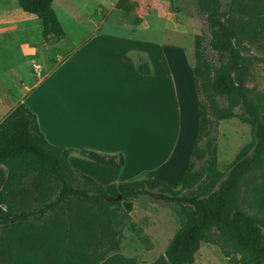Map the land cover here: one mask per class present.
I'll return each mask as SVG.
<instances>
[{
  "label": "trees",
  "instance_id": "trees-1",
  "mask_svg": "<svg viewBox=\"0 0 264 264\" xmlns=\"http://www.w3.org/2000/svg\"><path fill=\"white\" fill-rule=\"evenodd\" d=\"M17 3L24 13L37 17L45 43L64 39L53 0ZM135 6L118 0L114 8L130 13ZM196 6L206 23V33L194 36L192 66L199 132L181 186L145 178L100 185L71 169V151L49 145L36 117L21 109L0 128V166L6 169L0 190V264H98L97 257L77 245V236L38 222L72 204L98 211L123 206L130 212L131 200L143 196L177 206L184 218L153 264H193L200 244L216 247L228 264H264V219L244 213L239 204L244 179L264 160V95L252 99L244 84L243 56L246 46H255L264 32V0H230L225 5L222 0H197ZM137 72L150 74L145 63L137 64ZM231 119L249 126L250 142L227 171L220 172L215 128ZM78 155L117 170L123 166L122 156L86 150ZM76 176L93 187L92 192L75 188L70 179ZM259 203L255 199L254 205ZM84 218L78 214L74 225L87 233L94 227ZM68 225L72 228L71 221ZM33 253H38L37 260H32ZM101 264L136 263L116 255Z\"/></svg>",
  "mask_w": 264,
  "mask_h": 264
},
{
  "label": "rangeland",
  "instance_id": "rangeland-1",
  "mask_svg": "<svg viewBox=\"0 0 264 264\" xmlns=\"http://www.w3.org/2000/svg\"><path fill=\"white\" fill-rule=\"evenodd\" d=\"M229 1L222 0V3L225 5ZM196 2L197 0H129L130 4L136 5L130 13L116 10L108 0H55L53 4L66 34L62 44L57 48L60 54L71 51L76 45L87 40L98 21L102 27L118 28L119 30L116 29V33L112 34L114 37L127 38L126 35L134 38L144 37L153 44L156 41H164L162 43L165 45H179L183 51L184 60L182 58L181 61L179 56L171 52L174 50H171L170 46H167L168 48L164 46L168 57L165 71L166 93L163 96L165 109L163 106L161 108L154 99L150 104V137L161 133L160 140L166 142L163 151L171 150L173 137L176 136L175 130L179 128V159H177L179 168L169 174V183H166L172 188L180 187L199 132L192 66L194 36L206 33V23L197 10ZM49 55L51 56L52 53L50 52ZM243 56L244 84L250 89L252 99L256 101L264 95V32L255 46H246ZM34 60H38L40 66L43 65L42 55H35ZM136 60L137 64L143 62L139 55L136 56ZM21 62L18 63V75L33 76L31 65L26 61L25 64ZM76 64L78 66V63ZM0 67L3 68L1 64ZM65 70L69 74L72 72L78 79L76 84H71L74 90L67 99L70 103L64 106L72 113V118L75 120L80 118L81 112L77 95L80 90V69L79 66L77 68L73 65L66 67ZM40 75H43V71ZM32 76V81L37 80L36 76ZM57 108H60L59 104ZM68 123L74 124L73 121ZM146 127L148 128V121ZM214 136L217 168L220 172H226L238 151L250 142V128L237 119L220 121L216 125ZM150 141L154 142L153 138ZM76 158L78 163L75 165L80 172H87L105 181L116 177L114 172V176L105 172L107 171L103 170L105 167L87 161L79 156L78 152ZM70 183L75 188L89 189L92 192L93 187L77 176L71 178ZM255 199H260L261 203L254 205ZM131 204L130 212H127L123 206H107L105 210L98 211L95 206L72 204L66 210L48 214L38 223L43 222L77 236V245L87 249L88 255L97 257L98 264L116 255L132 260L136 264H153L158 256L164 253L172 237L184 222V218L177 206L156 202L145 196L131 200ZM239 204L244 213L264 219V160L244 179L240 189ZM78 214H83L86 217L84 219L94 229L82 233L75 227L74 221ZM70 221L72 228L68 225ZM37 259L38 253H33L32 260ZM193 264H228V262L216 247L201 244Z\"/></svg>",
  "mask_w": 264,
  "mask_h": 264
},
{
  "label": "crops",
  "instance_id": "crops-1",
  "mask_svg": "<svg viewBox=\"0 0 264 264\" xmlns=\"http://www.w3.org/2000/svg\"><path fill=\"white\" fill-rule=\"evenodd\" d=\"M108 1L114 8L118 0ZM116 29L102 27L98 21L87 40L60 54L57 48L66 34L56 44L45 43L37 17L24 13L17 0H0V64L3 67H0V128L25 108L36 117L39 131L49 145L71 151L68 158L71 169L78 171L76 152L82 150L123 158L119 170L87 160L107 168L103 170L111 175L114 172L116 177L110 181L78 171L81 175L103 186L130 183L143 177L168 184L169 174L179 168V128L175 130L171 150L163 151L166 142L160 140L161 133L150 137V104L154 99L165 109L168 57L164 46H170L181 61L183 51L179 45H165L164 41L153 44L144 37H114ZM37 54L42 55V66L34 60ZM137 55L143 59L141 64L149 67V75L137 72ZM18 59L31 65L33 76L18 75ZM76 63L80 69L77 95L81 112L80 118L74 117V120L64 106L70 103L67 99L74 90L71 84H76L78 79L64 69L73 65L78 68ZM34 64L40 66L38 74L33 71ZM31 76L37 80L32 81ZM5 180L6 169L0 166V190Z\"/></svg>",
  "mask_w": 264,
  "mask_h": 264
},
{
  "label": "built area",
  "instance_id": "built-area-1",
  "mask_svg": "<svg viewBox=\"0 0 264 264\" xmlns=\"http://www.w3.org/2000/svg\"><path fill=\"white\" fill-rule=\"evenodd\" d=\"M33 71L35 74H38L40 71V66L38 64L33 65Z\"/></svg>",
  "mask_w": 264,
  "mask_h": 264
},
{
  "label": "water",
  "instance_id": "water-1",
  "mask_svg": "<svg viewBox=\"0 0 264 264\" xmlns=\"http://www.w3.org/2000/svg\"><path fill=\"white\" fill-rule=\"evenodd\" d=\"M118 199H120V197H118Z\"/></svg>",
  "mask_w": 264,
  "mask_h": 264
}]
</instances>
